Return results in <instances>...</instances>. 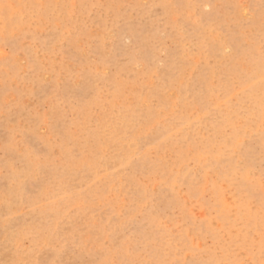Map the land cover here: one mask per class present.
I'll list each match as a JSON object with an SVG mask.
<instances>
[{
  "label": "rangeland",
  "instance_id": "374dc122",
  "mask_svg": "<svg viewBox=\"0 0 264 264\" xmlns=\"http://www.w3.org/2000/svg\"><path fill=\"white\" fill-rule=\"evenodd\" d=\"M0 264H264V0H0Z\"/></svg>",
  "mask_w": 264,
  "mask_h": 264
}]
</instances>
